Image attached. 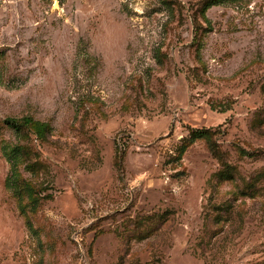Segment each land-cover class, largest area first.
Returning <instances> with one entry per match:
<instances>
[{
  "label": "rangeland",
  "instance_id": "obj_1",
  "mask_svg": "<svg viewBox=\"0 0 264 264\" xmlns=\"http://www.w3.org/2000/svg\"><path fill=\"white\" fill-rule=\"evenodd\" d=\"M0 264H264V0H0Z\"/></svg>",
  "mask_w": 264,
  "mask_h": 264
},
{
  "label": "trees",
  "instance_id": "obj_2",
  "mask_svg": "<svg viewBox=\"0 0 264 264\" xmlns=\"http://www.w3.org/2000/svg\"><path fill=\"white\" fill-rule=\"evenodd\" d=\"M213 5H216L215 2H210L208 5H207V9L212 7ZM7 124L9 126H12L13 128L19 130V129H22V128H34L35 131L40 135V136H44L47 134V132L49 131L48 130V125L47 124H44V123H40V122H37V121H34L33 118L31 117H24L22 118L21 120H17V119H13V118H9L6 120ZM206 133L204 131H194L192 133V138H201L203 136H205Z\"/></svg>",
  "mask_w": 264,
  "mask_h": 264
}]
</instances>
